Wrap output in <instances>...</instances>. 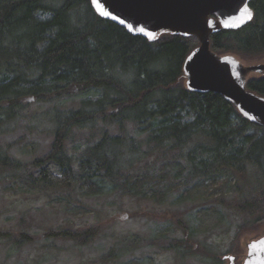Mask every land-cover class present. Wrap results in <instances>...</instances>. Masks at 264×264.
<instances>
[{"label":"trees","instance_id":"16d2710c","mask_svg":"<svg viewBox=\"0 0 264 264\" xmlns=\"http://www.w3.org/2000/svg\"><path fill=\"white\" fill-rule=\"evenodd\" d=\"M250 6L251 23L211 36L215 53L251 62L264 58V0ZM199 45L194 37L165 34L150 43L133 36L99 17L91 0H0V136L24 123L28 131L52 136L50 151L30 162L0 147V187L44 193L52 205L81 215L92 212L87 197L115 193L162 203L183 192L200 201L195 209L202 233L222 225L225 210L248 218L241 231L264 224V128L221 95L186 88L183 65ZM248 88L264 96V77L250 78ZM75 94L92 98L78 100L77 109L59 105ZM33 103L51 107L30 119ZM86 132L100 138L73 146L72 139ZM231 187L237 199L216 197ZM188 225L177 224L183 230ZM101 231L93 224L48 236L85 246ZM33 240L0 230V242L12 249ZM157 245L184 249V255L198 252L189 238L136 236L113 245L96 264ZM215 262L223 260L215 255Z\"/></svg>","mask_w":264,"mask_h":264},{"label":"rangeland","instance_id":"374dc122","mask_svg":"<svg viewBox=\"0 0 264 264\" xmlns=\"http://www.w3.org/2000/svg\"><path fill=\"white\" fill-rule=\"evenodd\" d=\"M240 61L246 66L264 64V58L254 62ZM82 98L92 96L75 94L59 105L64 109H77L78 100ZM40 107V104L33 103L27 112L28 116L40 115L51 106ZM33 116L30 119H34ZM25 126L24 123L17 132L0 136V147L9 149L11 156L19 160L30 162L50 151L52 136L47 132L28 131ZM93 135L95 136L92 132L78 133L75 140L72 139L73 146L86 142L88 138L92 139ZM99 138L96 135L93 141ZM232 187L218 193L216 197L224 195L227 199H237L239 195L231 192ZM49 201L44 193H16L15 190L10 193L0 187V230L24 232L34 238L32 243L21 249H12L9 243L1 241L0 264H96L117 243L125 244L136 236L149 239L160 235L177 239L189 238L193 250L198 252L184 255V249L180 252L163 250L157 245L133 250L107 264H216L215 255L220 256L222 264H244L248 245L264 236V224L241 231L240 226L248 218L233 210L224 211L222 225L202 233L197 228V208L195 209L200 201L185 199L183 192L169 194L162 203L115 193L87 197L84 204L92 212L83 215L80 214L82 211L76 213L52 205ZM186 210L188 212L184 214ZM186 221L189 225L185 230L177 226L179 222ZM93 224L102 227L101 234L85 246H76L72 242L48 236L50 231L59 228L83 229ZM230 256L234 257L233 261L229 259Z\"/></svg>","mask_w":264,"mask_h":264},{"label":"water","instance_id":"95a60500","mask_svg":"<svg viewBox=\"0 0 264 264\" xmlns=\"http://www.w3.org/2000/svg\"><path fill=\"white\" fill-rule=\"evenodd\" d=\"M253 1L91 0V5L102 19L150 43L165 34L198 39L200 45L183 65L186 88L221 95L243 118L264 128V96L248 88L251 76H264V64L246 66L236 55H219L211 48L212 35L239 30L253 21ZM244 264H264V236L248 245Z\"/></svg>","mask_w":264,"mask_h":264},{"label":"flooded vegetation","instance_id":"af4514ba","mask_svg":"<svg viewBox=\"0 0 264 264\" xmlns=\"http://www.w3.org/2000/svg\"><path fill=\"white\" fill-rule=\"evenodd\" d=\"M242 60H243V59H242ZM244 61H245V60H244ZM247 62H251V61H247ZM253 62H254V61H253ZM252 77H256V78L258 77V78H259V77H264V76L254 75V76H251L250 78H252Z\"/></svg>","mask_w":264,"mask_h":264},{"label":"snow or ice","instance_id":"6c2138e0","mask_svg":"<svg viewBox=\"0 0 264 264\" xmlns=\"http://www.w3.org/2000/svg\"><path fill=\"white\" fill-rule=\"evenodd\" d=\"M250 18V17H249Z\"/></svg>","mask_w":264,"mask_h":264}]
</instances>
